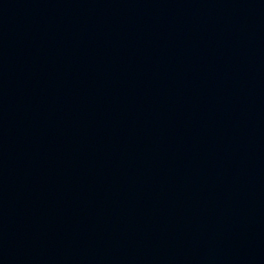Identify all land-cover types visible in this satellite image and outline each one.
<instances>
[{
	"label": "water",
	"instance_id": "water-1",
	"mask_svg": "<svg viewBox=\"0 0 264 264\" xmlns=\"http://www.w3.org/2000/svg\"><path fill=\"white\" fill-rule=\"evenodd\" d=\"M0 264H264V0H0Z\"/></svg>",
	"mask_w": 264,
	"mask_h": 264
}]
</instances>
